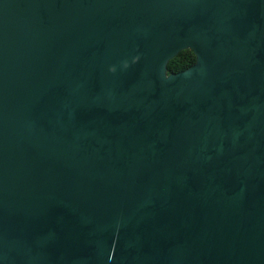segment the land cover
<instances>
[{"label":"water","instance_id":"obj_1","mask_svg":"<svg viewBox=\"0 0 264 264\" xmlns=\"http://www.w3.org/2000/svg\"><path fill=\"white\" fill-rule=\"evenodd\" d=\"M0 264H264V0H0Z\"/></svg>","mask_w":264,"mask_h":264},{"label":"trees","instance_id":"obj_2","mask_svg":"<svg viewBox=\"0 0 264 264\" xmlns=\"http://www.w3.org/2000/svg\"><path fill=\"white\" fill-rule=\"evenodd\" d=\"M196 56L192 50L182 51L176 58L170 61L168 65L169 73H179L194 65Z\"/></svg>","mask_w":264,"mask_h":264}]
</instances>
